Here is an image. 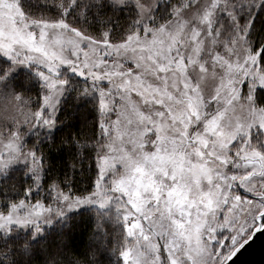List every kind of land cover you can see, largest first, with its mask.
I'll list each match as a JSON object with an SVG mask.
<instances>
[{
  "label": "snow or ice",
  "instance_id": "obj_1",
  "mask_svg": "<svg viewBox=\"0 0 264 264\" xmlns=\"http://www.w3.org/2000/svg\"><path fill=\"white\" fill-rule=\"evenodd\" d=\"M257 233L264 0H0V264H231Z\"/></svg>",
  "mask_w": 264,
  "mask_h": 264
},
{
  "label": "water",
  "instance_id": "obj_2",
  "mask_svg": "<svg viewBox=\"0 0 264 264\" xmlns=\"http://www.w3.org/2000/svg\"><path fill=\"white\" fill-rule=\"evenodd\" d=\"M231 264H264V233H257L250 238Z\"/></svg>",
  "mask_w": 264,
  "mask_h": 264
},
{
  "label": "trees",
  "instance_id": "obj_3",
  "mask_svg": "<svg viewBox=\"0 0 264 264\" xmlns=\"http://www.w3.org/2000/svg\"><path fill=\"white\" fill-rule=\"evenodd\" d=\"M87 231H88V226L86 225V226L84 227V229H83V234H84V236H86Z\"/></svg>",
  "mask_w": 264,
  "mask_h": 264
},
{
  "label": "rangeland",
  "instance_id": "obj_4",
  "mask_svg": "<svg viewBox=\"0 0 264 264\" xmlns=\"http://www.w3.org/2000/svg\"><path fill=\"white\" fill-rule=\"evenodd\" d=\"M225 243L227 244V243H228V241H225Z\"/></svg>",
  "mask_w": 264,
  "mask_h": 264
}]
</instances>
